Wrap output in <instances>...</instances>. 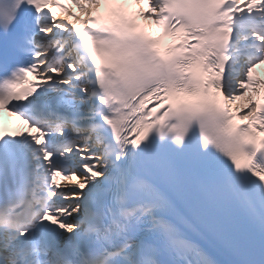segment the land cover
<instances>
[{
  "label": "snow or ice",
  "instance_id": "obj_1",
  "mask_svg": "<svg viewBox=\"0 0 264 264\" xmlns=\"http://www.w3.org/2000/svg\"><path fill=\"white\" fill-rule=\"evenodd\" d=\"M261 67L264 0H0V264H264Z\"/></svg>",
  "mask_w": 264,
  "mask_h": 264
},
{
  "label": "bare ground",
  "instance_id": "obj_2",
  "mask_svg": "<svg viewBox=\"0 0 264 264\" xmlns=\"http://www.w3.org/2000/svg\"><path fill=\"white\" fill-rule=\"evenodd\" d=\"M246 102V98L241 99L239 102H236L237 104H244Z\"/></svg>",
  "mask_w": 264,
  "mask_h": 264
}]
</instances>
